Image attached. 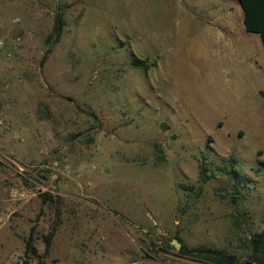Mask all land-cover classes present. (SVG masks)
I'll return each mask as SVG.
<instances>
[{
  "label": "rangeland",
  "instance_id": "374dc122",
  "mask_svg": "<svg viewBox=\"0 0 264 264\" xmlns=\"http://www.w3.org/2000/svg\"><path fill=\"white\" fill-rule=\"evenodd\" d=\"M241 17L237 0H0V264H209L174 239L252 257L264 51Z\"/></svg>",
  "mask_w": 264,
  "mask_h": 264
},
{
  "label": "trees",
  "instance_id": "16d2710c",
  "mask_svg": "<svg viewBox=\"0 0 264 264\" xmlns=\"http://www.w3.org/2000/svg\"><path fill=\"white\" fill-rule=\"evenodd\" d=\"M237 3L241 9L243 15V26L247 33L255 34L259 36L263 51H264V0H237ZM63 20L61 16L57 15L54 22V27L52 33L49 35V40L57 42L63 32ZM132 65L136 68L147 71L149 66L146 61H142L134 58ZM259 96L264 100V91L259 92ZM229 166L235 164L234 158L230 157L228 162ZM264 169V163H262ZM232 179L238 180L239 174L233 169L229 170L227 173ZM43 200H48L47 196H42ZM52 236L50 233L46 238V249L49 247V239ZM252 257L249 260H245L240 264H262L264 262V232L252 238L251 240ZM27 252H31L33 255L36 253L35 249L31 244V240L28 239L26 242ZM181 253L184 255L195 258L204 259L209 262V264H226L224 260L215 255L216 250L209 247L201 246L197 248H187L181 246Z\"/></svg>",
  "mask_w": 264,
  "mask_h": 264
},
{
  "label": "water",
  "instance_id": "95a60500",
  "mask_svg": "<svg viewBox=\"0 0 264 264\" xmlns=\"http://www.w3.org/2000/svg\"><path fill=\"white\" fill-rule=\"evenodd\" d=\"M171 244L176 250H179L181 248V243L177 239L172 240ZM215 255L224 260L226 264H235L236 262V258L234 256H230L219 251L216 252Z\"/></svg>",
  "mask_w": 264,
  "mask_h": 264
},
{
  "label": "crops",
  "instance_id": "0c3cea01",
  "mask_svg": "<svg viewBox=\"0 0 264 264\" xmlns=\"http://www.w3.org/2000/svg\"><path fill=\"white\" fill-rule=\"evenodd\" d=\"M242 19H243V15H242V17H241V27L244 28V26H243V22H242ZM224 22L227 23V20H224ZM226 27H227V26H226ZM226 27H225V28H226ZM244 30H245V29H244Z\"/></svg>",
  "mask_w": 264,
  "mask_h": 264
}]
</instances>
